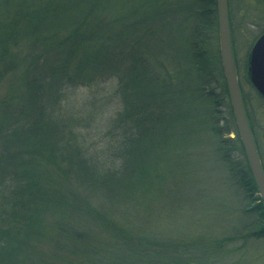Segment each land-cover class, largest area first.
Masks as SVG:
<instances>
[{"label":"trees","instance_id":"obj_1","mask_svg":"<svg viewBox=\"0 0 264 264\" xmlns=\"http://www.w3.org/2000/svg\"><path fill=\"white\" fill-rule=\"evenodd\" d=\"M117 1L0 0V264H228V243L264 238L219 55L217 0ZM110 79L121 109L113 143L94 158L61 119L63 103ZM194 162L227 175L245 216L232 235H163L148 223L157 197L177 189V170L194 172Z\"/></svg>","mask_w":264,"mask_h":264},{"label":"rangeland","instance_id":"obj_2","mask_svg":"<svg viewBox=\"0 0 264 264\" xmlns=\"http://www.w3.org/2000/svg\"><path fill=\"white\" fill-rule=\"evenodd\" d=\"M116 6L121 7L119 0ZM229 11L235 59L240 78L244 81V90L250 98L249 111L264 159V102L246 84L249 81L247 67L250 51L264 31V4L258 0H229ZM114 12L115 7L109 14ZM116 86V79H110L67 92L61 119L81 133L90 157H98L102 149L107 148L108 142L113 143L109 141L108 133L122 104ZM4 88L3 85L1 90ZM229 136L236 137L234 133ZM193 165L194 172L190 166L189 174L183 171L184 176L177 170L178 176L174 180L179 184L177 189L172 190L168 198L157 197L152 213L148 214V223L163 235L184 236L208 231L219 237L232 235L233 226L237 221L245 220V216L241 215L239 199H234L232 187L227 185V175L221 174L218 169L220 174L216 170L209 171L207 165L206 168L196 162ZM243 243V240L228 243L225 248L230 257L228 264H264V238L251 240L247 248L243 247ZM239 247L244 249L241 251Z\"/></svg>","mask_w":264,"mask_h":264},{"label":"water","instance_id":"obj_3","mask_svg":"<svg viewBox=\"0 0 264 264\" xmlns=\"http://www.w3.org/2000/svg\"><path fill=\"white\" fill-rule=\"evenodd\" d=\"M217 16L219 55L227 84L229 100L250 172L258 189V194L264 204V166L247 116L240 87L232 40L229 0H217ZM247 75L251 85L264 98V33L255 41L250 51Z\"/></svg>","mask_w":264,"mask_h":264},{"label":"bare ground","instance_id":"obj_4","mask_svg":"<svg viewBox=\"0 0 264 264\" xmlns=\"http://www.w3.org/2000/svg\"><path fill=\"white\" fill-rule=\"evenodd\" d=\"M256 141V140H255ZM259 150V149H258ZM259 154H260V152H259ZM261 157V156H260ZM245 159H246V156H245ZM247 160V159H246ZM261 160H262V158H261ZM248 163V162H247ZM262 163H263V161H262ZM248 166H249V164H248ZM249 170H250V168H249ZM251 173V172H250ZM252 175V174H251Z\"/></svg>","mask_w":264,"mask_h":264}]
</instances>
